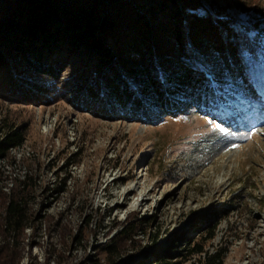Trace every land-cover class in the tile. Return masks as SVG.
Here are the masks:
<instances>
[{"label":"trees","instance_id":"16d2710c","mask_svg":"<svg viewBox=\"0 0 264 264\" xmlns=\"http://www.w3.org/2000/svg\"><path fill=\"white\" fill-rule=\"evenodd\" d=\"M262 23L264 0H0V99L66 102L103 120L149 126L194 111L222 118L260 104L249 64L264 63ZM28 132V123L9 118L0 128V264H16L32 222L29 175L10 193L2 186L4 162H16L11 152ZM239 206L234 198L208 216L198 228L203 241L185 233L134 260L118 261L114 240L104 249L107 264H183L196 255L199 264H225V252L208 253L204 242Z\"/></svg>","mask_w":264,"mask_h":264},{"label":"rangeland","instance_id":"374dc122","mask_svg":"<svg viewBox=\"0 0 264 264\" xmlns=\"http://www.w3.org/2000/svg\"><path fill=\"white\" fill-rule=\"evenodd\" d=\"M249 67L260 104L222 118L194 111L149 126L103 120L66 102L0 99V128L7 118L29 127L25 145L11 152L16 162H4L6 193L25 175L33 185L16 264H107L104 249L114 240L123 262L185 233L200 242L203 221L234 198L238 210L220 219L205 251L222 250L225 264H264V63Z\"/></svg>","mask_w":264,"mask_h":264}]
</instances>
